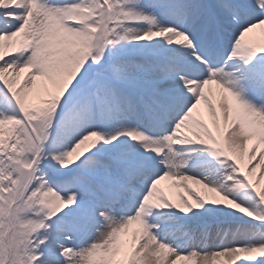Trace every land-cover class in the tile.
I'll use <instances>...</instances> for the list:
<instances>
[{"label":"snow or ice","instance_id":"snow-or-ice-1","mask_svg":"<svg viewBox=\"0 0 264 264\" xmlns=\"http://www.w3.org/2000/svg\"><path fill=\"white\" fill-rule=\"evenodd\" d=\"M0 264H264V0H0Z\"/></svg>","mask_w":264,"mask_h":264},{"label":"rangeland","instance_id":"rangeland-1","mask_svg":"<svg viewBox=\"0 0 264 264\" xmlns=\"http://www.w3.org/2000/svg\"><path fill=\"white\" fill-rule=\"evenodd\" d=\"M257 175H259V171L257 172ZM160 187L165 191V193L169 196V198L173 200V202L176 203L179 202V197H178L179 190L173 188L171 186V182L165 181L160 185Z\"/></svg>","mask_w":264,"mask_h":264}]
</instances>
